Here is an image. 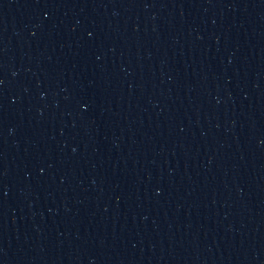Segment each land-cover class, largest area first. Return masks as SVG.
Listing matches in <instances>:
<instances>
[{"label": "water", "instance_id": "1", "mask_svg": "<svg viewBox=\"0 0 264 264\" xmlns=\"http://www.w3.org/2000/svg\"><path fill=\"white\" fill-rule=\"evenodd\" d=\"M0 264H264V0H0Z\"/></svg>", "mask_w": 264, "mask_h": 264}]
</instances>
